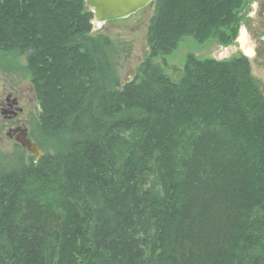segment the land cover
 Listing matches in <instances>:
<instances>
[{"label": "trees", "instance_id": "obj_1", "mask_svg": "<svg viewBox=\"0 0 264 264\" xmlns=\"http://www.w3.org/2000/svg\"><path fill=\"white\" fill-rule=\"evenodd\" d=\"M153 4L147 57L121 86L83 0H0V54L26 60L48 151L0 174V264H264L248 59L188 55L176 83L154 63L184 37L230 46L245 2Z\"/></svg>", "mask_w": 264, "mask_h": 264}, {"label": "rangeland", "instance_id": "obj_2", "mask_svg": "<svg viewBox=\"0 0 264 264\" xmlns=\"http://www.w3.org/2000/svg\"><path fill=\"white\" fill-rule=\"evenodd\" d=\"M244 2L238 35L230 46L223 47L213 41L199 44L192 37H184L176 50L165 57V64L161 59H156L154 63L163 69L172 82L176 83L181 77L180 71L188 55H193L199 60L215 61L244 56L248 59L252 77L259 82L264 96V0H244ZM154 10L152 4L125 20L109 22L98 29L92 26L91 37H104L111 42L114 74L121 86L133 79L140 63L147 57L146 35ZM243 32L244 44L240 42ZM247 50H250V54H246ZM3 85L25 91L32 90L27 63L23 57H5L0 54V86ZM40 113L37 105L34 116L32 115L36 122ZM42 151L44 156L47 155L48 151L45 148ZM19 163L24 167L38 165V161L30 159L27 152L15 149L12 143L4 140L0 149V174L15 169Z\"/></svg>", "mask_w": 264, "mask_h": 264}, {"label": "flooded vegetation", "instance_id": "obj_3", "mask_svg": "<svg viewBox=\"0 0 264 264\" xmlns=\"http://www.w3.org/2000/svg\"><path fill=\"white\" fill-rule=\"evenodd\" d=\"M248 51L250 53V50ZM37 105L39 102L33 89L25 91L13 86H0V149L6 140L12 143L15 149L27 152L18 143V140L26 137L41 150L34 139L37 122L33 116Z\"/></svg>", "mask_w": 264, "mask_h": 264}, {"label": "water", "instance_id": "obj_4", "mask_svg": "<svg viewBox=\"0 0 264 264\" xmlns=\"http://www.w3.org/2000/svg\"><path fill=\"white\" fill-rule=\"evenodd\" d=\"M85 7L92 13V26L98 29L109 22L125 20L139 11L151 6L155 0H83ZM19 145L24 148L28 156L39 161L44 156L42 150L35 144L30 143L26 137L18 140Z\"/></svg>", "mask_w": 264, "mask_h": 264}, {"label": "bare ground", "instance_id": "obj_5", "mask_svg": "<svg viewBox=\"0 0 264 264\" xmlns=\"http://www.w3.org/2000/svg\"><path fill=\"white\" fill-rule=\"evenodd\" d=\"M244 41H245V37H244V32H243V34H242V36H241V38H240V42H242V44H244V43H245ZM246 45H247V44H246ZM243 46H244V45H243ZM241 48H242V47H241ZM246 54H250L248 50L246 51Z\"/></svg>", "mask_w": 264, "mask_h": 264}]
</instances>
